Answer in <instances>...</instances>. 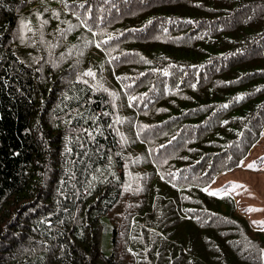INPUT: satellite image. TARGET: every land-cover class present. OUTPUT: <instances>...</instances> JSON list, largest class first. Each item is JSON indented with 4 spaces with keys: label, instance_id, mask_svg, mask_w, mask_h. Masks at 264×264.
I'll list each match as a JSON object with an SVG mask.
<instances>
[{
    "label": "trees",
    "instance_id": "1",
    "mask_svg": "<svg viewBox=\"0 0 264 264\" xmlns=\"http://www.w3.org/2000/svg\"><path fill=\"white\" fill-rule=\"evenodd\" d=\"M263 128L264 0H0V264H264Z\"/></svg>",
    "mask_w": 264,
    "mask_h": 264
},
{
    "label": "rangeland",
    "instance_id": "2",
    "mask_svg": "<svg viewBox=\"0 0 264 264\" xmlns=\"http://www.w3.org/2000/svg\"><path fill=\"white\" fill-rule=\"evenodd\" d=\"M108 80H103L101 84ZM264 128L248 154L231 171L218 174L205 188L217 195L230 194L251 226L264 229ZM255 162V163H253ZM249 165H253L249 167ZM234 189V190H233ZM248 209H253L249 211ZM256 222V223H254Z\"/></svg>",
    "mask_w": 264,
    "mask_h": 264
},
{
    "label": "snow or ice",
    "instance_id": "3",
    "mask_svg": "<svg viewBox=\"0 0 264 264\" xmlns=\"http://www.w3.org/2000/svg\"><path fill=\"white\" fill-rule=\"evenodd\" d=\"M85 75H87V76H93L94 75V73L91 71V70H89L88 72H86L85 73ZM132 99H135V97H133ZM262 159H264V158H262ZM253 163H255V162H253ZM253 165H249V167H252ZM234 190V189H233ZM210 194H212V195H215L216 193L215 192H212V193H210ZM225 194H227V191H226V193ZM249 211H252L253 209H248ZM254 223H256V222H254ZM260 223H264V222H260Z\"/></svg>",
    "mask_w": 264,
    "mask_h": 264
},
{
    "label": "crops",
    "instance_id": "4",
    "mask_svg": "<svg viewBox=\"0 0 264 264\" xmlns=\"http://www.w3.org/2000/svg\"><path fill=\"white\" fill-rule=\"evenodd\" d=\"M233 170V169H232ZM231 171V170H230ZM227 172H229V171H227ZM224 173V172H223Z\"/></svg>",
    "mask_w": 264,
    "mask_h": 264
}]
</instances>
